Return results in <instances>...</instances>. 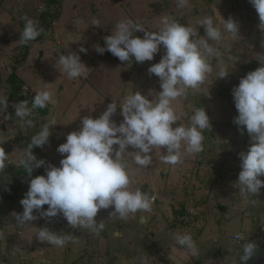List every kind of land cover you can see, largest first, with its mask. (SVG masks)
<instances>
[{
    "label": "rangeland",
    "instance_id": "obj_1",
    "mask_svg": "<svg viewBox=\"0 0 264 264\" xmlns=\"http://www.w3.org/2000/svg\"><path fill=\"white\" fill-rule=\"evenodd\" d=\"M54 1L0 0V97L9 102L6 112L0 113V147L7 154L6 167L0 171V264H240L244 242L233 239L237 233L245 236V243L257 245L243 264H264V187L245 198L235 184L240 171L238 153L247 150L249 137L246 132L241 135L232 123L237 112L231 89L247 72L260 67L258 60L264 56V26L259 27L258 14L249 0H189L185 8H179L177 0ZM165 16L196 28L200 35L204 30L197 21L211 16L224 35L218 44L210 41L220 53L208 57L212 73L199 88L189 89L186 98L172 101L177 124L187 125L195 108H205L211 129L203 132V151L184 154L180 163L170 165L160 160V149H154L148 168L132 166L131 188L155 197L151 211L121 220L108 216L111 208L101 210L96 220H103L105 228L99 235L71 228L60 215L50 222L38 219L20 225L15 213L23 211L19 201L30 177L23 176L26 169H19V158L43 124L55 120L57 125L50 129L49 144L34 147L32 152L45 160L44 167L49 162L59 166L61 156L56 148L67 133L78 130L80 117L99 115L111 101L119 105L131 91L147 96L149 90H160L158 78L149 75L147 68L159 61L163 49L153 61L137 63L133 59L128 63L107 51L98 54L93 45L103 46V37L122 19L159 31ZM220 16L237 22L240 37L223 31ZM25 17L35 20L43 31L34 41L21 45L19 34ZM93 18L100 21L99 28L92 26ZM27 45L28 57L19 65ZM81 46L88 49L86 54L79 53L87 69L80 77L69 79L57 63L58 56L78 52ZM15 66L23 91L36 94L46 89L56 101L45 107L46 112L28 118L31 127L24 125L12 108L16 102L10 98L8 79ZM221 70L229 72L225 79H217ZM113 118L122 119L118 114ZM44 167L34 169L32 176L44 174ZM15 169H19L16 177ZM259 178L264 180V176ZM9 195L16 199L8 200ZM180 201L186 204L182 214ZM35 226L71 233L74 242L63 247L40 242ZM177 232L192 235L198 255L176 243Z\"/></svg>",
    "mask_w": 264,
    "mask_h": 264
},
{
    "label": "clouds",
    "instance_id": "obj_2",
    "mask_svg": "<svg viewBox=\"0 0 264 264\" xmlns=\"http://www.w3.org/2000/svg\"><path fill=\"white\" fill-rule=\"evenodd\" d=\"M249 3L258 14L261 28L264 26V0H249ZM188 4L189 0H177L179 8ZM160 23L159 31H149L139 22L122 19L103 37V46L93 45L98 54L107 51L119 61L128 63L133 59L137 63L153 61L163 49L159 61L147 68L149 75L158 78L160 90H149L147 96L131 91L119 105L111 101L99 115L80 117L78 130L67 133L64 142L56 148L61 156L59 166L49 162L44 167L45 160L37 159L32 152L34 147L43 148L49 144L50 129L57 125L55 120L43 124L19 158V164L30 177L27 191L19 201L23 211L15 213L20 225L32 224L38 219L50 222L60 215L71 228H84L99 235L105 228L103 220H96L101 210L111 208L108 216L121 220L137 212L151 211L155 197L139 188H131L132 166L148 168L154 149H160V160L170 165L180 163L184 154L203 151V132L211 129L205 108H195L187 125L177 124L179 117L172 101L186 98L189 89L199 88L212 73L208 57H217L220 53L210 41L222 42L223 32L211 16L197 21L204 35L168 16L162 17ZM220 23L224 32L233 38L240 37L239 26L231 17L227 20L221 17ZM91 24L99 28L100 21L93 18ZM42 31L35 20L25 17L19 43L26 45L34 41ZM136 33H143V36ZM87 51L81 46L78 52L59 54L57 63L69 79L80 77L87 69L79 55ZM258 61L261 66L247 72L231 89L237 112L232 123L241 135L246 132L249 137L247 150L238 153L240 171L235 183L245 198L248 194L256 195L264 187V180L259 178L264 176V56ZM228 74L221 70L217 79H225ZM208 95L210 98V93ZM55 103L53 94L45 89L34 95L30 107L29 102L23 100L12 104V108L15 116L31 127L32 120L28 118L33 111ZM8 106V99L0 97V113L6 112ZM117 114L122 117L119 122L113 118ZM6 160L7 154L0 147V171L6 167ZM41 167H44V174L32 176L33 170ZM36 237L40 242L59 247L75 239L71 233L61 234L46 226L36 227ZM174 238L192 255H198L190 233L177 232ZM235 239L241 244L245 236L237 233ZM256 248L254 242L241 244L240 264L248 261Z\"/></svg>",
    "mask_w": 264,
    "mask_h": 264
},
{
    "label": "trees",
    "instance_id": "obj_3",
    "mask_svg": "<svg viewBox=\"0 0 264 264\" xmlns=\"http://www.w3.org/2000/svg\"><path fill=\"white\" fill-rule=\"evenodd\" d=\"M52 1H54V0H52ZM55 2V1H54ZM56 14H58V13H56ZM47 15H48V13H47ZM52 16V15H51ZM47 17L48 16H44L43 17V21L44 22H46L47 21ZM49 27V25H47V27L46 28H48ZM29 46L27 45V46H25V51L21 54L22 55V60L21 61H19L18 62V64L19 65H21L25 60H26V58L28 57V52H29ZM15 68H16V66L14 67V71L11 73V75H10V77H9V79H8V81L10 82V84H11V87H12V90H11V92H10V98L12 99V100H14L15 102H18V101H23V100H26V101H28L29 102V107L31 106V102H32V99H33V97H34V95H35V93H33V92H26V91H23L22 90V87H23V83H22V81L21 80H19L18 78H17V74H16V70H15ZM40 111V113H43V112H46L47 111V108H43V109H39V108H37V109H35L34 111H33V114H35L36 112H39ZM25 144H27V143H25ZM22 169V170H24L25 168L23 167V166H21V165H19V169ZM19 169L18 170H16L15 171V176L14 177H16V176H18L17 174L19 173ZM220 172V171H219ZM24 175L23 176H28V174L24 171V173H23ZM213 183H214V181H213ZM190 184V183H189ZM190 187L192 188V189H196V187L194 186V185H192V184H190ZM185 194H188L187 193V189L184 191V196H185ZM8 200H15L16 199V197H15V195H9L8 197ZM186 201V200H185ZM180 209H179V213H183L184 211H185V207H186V204H184V202L183 201H180ZM107 211H105V213H106ZM99 217H101V216H99ZM87 230V229H86ZM88 234V233H87Z\"/></svg>",
    "mask_w": 264,
    "mask_h": 264
},
{
    "label": "built area",
    "instance_id": "obj_4",
    "mask_svg": "<svg viewBox=\"0 0 264 264\" xmlns=\"http://www.w3.org/2000/svg\"><path fill=\"white\" fill-rule=\"evenodd\" d=\"M235 236H236V235L233 236V239H234V240H237V239H235ZM237 241H238V240H237ZM243 242L245 243V239L243 240Z\"/></svg>",
    "mask_w": 264,
    "mask_h": 264
}]
</instances>
